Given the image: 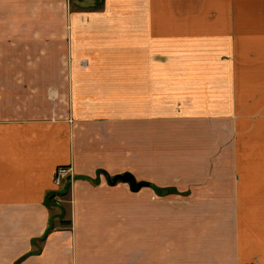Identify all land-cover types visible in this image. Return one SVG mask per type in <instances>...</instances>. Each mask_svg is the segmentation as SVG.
<instances>
[{"label":"crops","instance_id":"0c3cea01","mask_svg":"<svg viewBox=\"0 0 264 264\" xmlns=\"http://www.w3.org/2000/svg\"><path fill=\"white\" fill-rule=\"evenodd\" d=\"M157 169L264 264V0H0V264L171 260Z\"/></svg>","mask_w":264,"mask_h":264},{"label":"rangeland","instance_id":"374dc122","mask_svg":"<svg viewBox=\"0 0 264 264\" xmlns=\"http://www.w3.org/2000/svg\"><path fill=\"white\" fill-rule=\"evenodd\" d=\"M170 172L157 169L156 174L151 175L154 181L152 189L146 190L154 194L156 199L158 239L166 230L165 206L169 208L167 213L172 207L171 260H117V264H239V261L233 260L236 225L233 197L227 186L222 187L220 201H199L196 193L178 192L171 186L176 178L169 175ZM212 212L215 214V224L219 218L220 237L215 239L208 236L205 228L207 215ZM158 254L161 256V249Z\"/></svg>","mask_w":264,"mask_h":264},{"label":"water","instance_id":"95a60500","mask_svg":"<svg viewBox=\"0 0 264 264\" xmlns=\"http://www.w3.org/2000/svg\"><path fill=\"white\" fill-rule=\"evenodd\" d=\"M118 179H121V180H123L125 182L130 183V187L134 191H138L142 187L150 185V182H148V181H144V180L137 181L136 178H134V176L131 173H129V172H126L124 174H119V175L115 176L114 182H116Z\"/></svg>","mask_w":264,"mask_h":264},{"label":"built area","instance_id":"2783aa9c","mask_svg":"<svg viewBox=\"0 0 264 264\" xmlns=\"http://www.w3.org/2000/svg\"><path fill=\"white\" fill-rule=\"evenodd\" d=\"M67 177H72L70 168L66 166H60L55 172L54 182L57 186H60L63 183L64 179H66Z\"/></svg>","mask_w":264,"mask_h":264},{"label":"trees","instance_id":"16d2710c","mask_svg":"<svg viewBox=\"0 0 264 264\" xmlns=\"http://www.w3.org/2000/svg\"><path fill=\"white\" fill-rule=\"evenodd\" d=\"M116 176H117V175H116ZM114 178H115V176H113V177L108 176V179H109L110 183H115V182H114ZM118 181H123V180L118 179L116 182H118Z\"/></svg>","mask_w":264,"mask_h":264}]
</instances>
